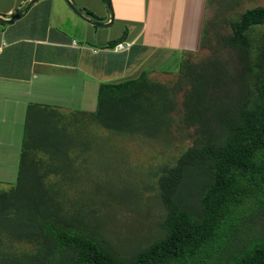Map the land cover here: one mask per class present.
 Segmentation results:
<instances>
[{
  "label": "trees",
  "instance_id": "trees-1",
  "mask_svg": "<svg viewBox=\"0 0 264 264\" xmlns=\"http://www.w3.org/2000/svg\"><path fill=\"white\" fill-rule=\"evenodd\" d=\"M227 23L209 55L182 57L172 84L148 72L101 84L80 121L126 138L176 129L173 138L191 139L153 172L165 208L157 238L126 252L108 232L101 189L63 197L49 176L73 170L75 126L46 122L24 145L16 181L0 188V264H264V6ZM115 190L120 201L125 189Z\"/></svg>",
  "mask_w": 264,
  "mask_h": 264
},
{
  "label": "crops",
  "instance_id": "crops-1",
  "mask_svg": "<svg viewBox=\"0 0 264 264\" xmlns=\"http://www.w3.org/2000/svg\"><path fill=\"white\" fill-rule=\"evenodd\" d=\"M28 1L0 0V188L16 181L24 145L46 122L72 128L78 114L95 110L99 85L177 72L182 57L200 48L216 12L264 6V0H109L110 20L104 0H69L105 23L96 26L67 0H36L5 21ZM123 40L132 42L129 49L116 51Z\"/></svg>",
  "mask_w": 264,
  "mask_h": 264
},
{
  "label": "rangeland",
  "instance_id": "rangeland-1",
  "mask_svg": "<svg viewBox=\"0 0 264 264\" xmlns=\"http://www.w3.org/2000/svg\"><path fill=\"white\" fill-rule=\"evenodd\" d=\"M226 6L220 8V11ZM233 13L228 8L226 14L218 17L216 12L214 19L210 21L213 23L208 24L206 39L200 48L192 54H185V58L198 61L209 55L218 36L229 32L227 22L231 18L228 17L236 18L238 12ZM176 76L177 72H155L149 75L154 81L165 84H172ZM83 118V114H78L73 129L76 134L75 143L69 152L74 160L70 165L73 170L67 172L60 169L57 174L50 173L49 180L62 183L63 197L71 201L77 200V194L81 190L93 192L101 189V195L107 198L104 211L108 216L107 228L112 240L124 251L136 252L157 238V225L165 212L154 188L153 172L162 164H174L179 154L191 144V139L173 138V134L178 133L176 129H171L168 137L126 138L95 126L89 120L87 126V119L81 124ZM31 131L33 132L32 128ZM96 183L100 184L98 188L94 186ZM116 186L125 189L118 197V200L121 198L120 201H113L110 196L122 192L115 190ZM124 198L131 202H125ZM64 203L67 205L68 201L64 200Z\"/></svg>",
  "mask_w": 264,
  "mask_h": 264
},
{
  "label": "water",
  "instance_id": "water-1",
  "mask_svg": "<svg viewBox=\"0 0 264 264\" xmlns=\"http://www.w3.org/2000/svg\"><path fill=\"white\" fill-rule=\"evenodd\" d=\"M35 1H36V0H29V1L27 2V4H26L22 9L15 11V12L10 16V18L7 19V20H5V21H6V22H11V21H13V20L16 19V18H19V17L21 16V14H22L23 12H25V11L27 10V8H28L32 3H34ZM105 2H106V4H107V6H108L109 17H110V20H111V18H112V12H111V9H110V1H109V0H105ZM67 3H68V5L70 6V8L73 10V12H74L75 14H77V15L80 16L81 18L85 19L88 23L93 24V25H96V26H103V25H105V23H103V22H100V21L94 20V19H92V18L85 17V16L80 12V10H79V9H78V8L72 3V2H70L69 0H67Z\"/></svg>",
  "mask_w": 264,
  "mask_h": 264
},
{
  "label": "built area",
  "instance_id": "built-area-1",
  "mask_svg": "<svg viewBox=\"0 0 264 264\" xmlns=\"http://www.w3.org/2000/svg\"><path fill=\"white\" fill-rule=\"evenodd\" d=\"M130 45H131V42L123 40V41L117 42L114 49L116 51H126L129 49Z\"/></svg>",
  "mask_w": 264,
  "mask_h": 264
}]
</instances>
